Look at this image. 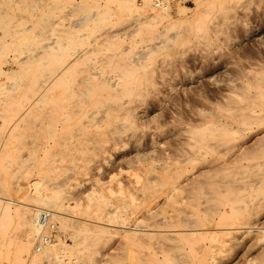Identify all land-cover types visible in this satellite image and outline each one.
Listing matches in <instances>:
<instances>
[{"label":"bare ground","instance_id":"obj_1","mask_svg":"<svg viewBox=\"0 0 264 264\" xmlns=\"http://www.w3.org/2000/svg\"><path fill=\"white\" fill-rule=\"evenodd\" d=\"M260 1L257 25L237 19L224 30L219 0H197L191 16L181 6L178 17L169 0H112L109 9L92 11L89 22L100 32L68 56L57 41L30 53L31 62L42 55L54 64L26 67L24 79L9 89L24 87L27 117L54 110L61 123L73 120L46 164L64 176L62 185L78 188L76 204L69 205L60 186L47 193L32 181L26 187L36 189L34 203L0 196V252L13 218L23 227L13 264H26L27 257V264H101L114 233L158 236L168 254L198 261H211L225 241L187 246L197 238L230 235L245 252L258 246L264 236V32L242 46L239 34L252 36L264 26ZM120 5L130 12L139 6L145 16L120 19L114 11ZM142 30L148 37L129 50L126 39ZM162 50L176 54L168 75L154 64ZM86 57L94 60L89 68L77 67ZM209 62L225 66L207 82L195 80ZM254 153L262 162L249 161ZM116 167L128 174L119 188L105 181ZM81 192L85 201L77 198ZM44 210L59 211L62 227L46 230L52 241L38 252ZM133 213L145 228L117 224ZM259 253L264 256V246Z\"/></svg>","mask_w":264,"mask_h":264},{"label":"rangeland","instance_id":"obj_2","mask_svg":"<svg viewBox=\"0 0 264 264\" xmlns=\"http://www.w3.org/2000/svg\"><path fill=\"white\" fill-rule=\"evenodd\" d=\"M169 1L172 4L171 13L174 17L180 15L181 6L190 7L184 8L181 14L191 16L192 9L197 4V0ZM219 1L224 4V7H218L217 11L220 28L226 30L228 24L234 23L237 19L243 25L255 26L259 23L253 13L263 4L260 0ZM109 3L114 5L112 0H0V196L34 203V198L37 196L35 188L47 190L49 193L50 188L60 186L69 198L67 200L69 205L75 206L76 199H72V192L78 188L62 185L66 182L64 176L58 171H52V166L46 164L48 159H52L54 148L62 146L63 143H58V140L69 137L68 132L71 130L73 120L64 119L61 123L59 119L61 113L54 110L45 111L46 116L49 117L44 116L40 111L35 112L32 117L25 116L22 110L24 102H21V98L24 97V87L20 85L16 90H10L9 87L24 79L22 74L27 73L26 67L37 68L44 64L48 66L54 64L51 57L43 59L42 55H36L33 62L28 59L29 54L42 44L48 41L62 43L64 57L79 47L83 41L89 42L92 33H99L101 29L100 25L89 22L92 11H105L109 9L106 5ZM136 9L130 12L120 5L114 11L120 19H134L138 16L143 18L145 15L142 14L141 8L137 6ZM4 27H12V29L8 30ZM147 37V31H137L127 38L125 43L131 45L129 50H134L135 44L144 41ZM169 51L162 50L154 58L156 68L161 72L166 70L164 73L167 75L173 68L171 62L176 56V54L170 55ZM42 61L45 63L43 64ZM92 62L94 60L86 57L77 67L88 69ZM148 65L151 67V62ZM14 71L17 74H13ZM37 74L35 70L31 73L34 78L38 76ZM249 161L254 164L262 162V158L254 153ZM123 169L125 168H113L105 181H109L113 188L124 186L128 174ZM260 169L262 168H256V170ZM251 170L252 168L248 169ZM31 181L35 184L34 189L26 187ZM114 190L116 191L114 195H120L118 189ZM76 195L78 199L85 201L82 192L81 195ZM261 213L263 216L264 207ZM138 215L139 213H133L129 215V220L117 224L122 227H132L131 231H139L140 228H145L146 222L141 225L135 224ZM77 216L82 219L89 217L83 214ZM140 218L143 219L145 216L141 215ZM253 219H257L255 215ZM22 230L23 227L18 220L13 218L9 225V235L5 239L7 244L0 252V264H13L14 244ZM120 230L124 229L120 228ZM121 234H113L107 244L108 257H104L101 264H183V262L184 264H264V256L259 253V248L264 246V236L261 240H257L259 245L253 247L250 252H245L241 246H233L230 235L219 236L221 238L218 240L210 237L197 238L187 246L210 245L216 244L219 240L225 241V245L218 251L216 248V256L211 261H198L196 258L189 260L179 258L174 251L168 254L165 252L167 249L163 248V239L158 236L150 238L139 232L123 239ZM130 253L129 260L127 254ZM27 262L28 257L26 264Z\"/></svg>","mask_w":264,"mask_h":264},{"label":"built area","instance_id":"obj_3","mask_svg":"<svg viewBox=\"0 0 264 264\" xmlns=\"http://www.w3.org/2000/svg\"><path fill=\"white\" fill-rule=\"evenodd\" d=\"M62 214L55 212L53 210H44L40 214V229H41V234L37 239L36 242V250L40 252L43 250L46 246L50 244L52 241L51 237L47 235L48 233L46 230L48 228H53V229H59L62 227ZM43 264H48L46 261H44Z\"/></svg>","mask_w":264,"mask_h":264},{"label":"snow or ice","instance_id":"obj_4","mask_svg":"<svg viewBox=\"0 0 264 264\" xmlns=\"http://www.w3.org/2000/svg\"><path fill=\"white\" fill-rule=\"evenodd\" d=\"M261 32H264V26H261L260 32H253L252 36H248L244 31H241L239 34V40H240V45L242 46L245 41H250L252 40L255 36H259ZM224 64L221 63L219 65H215L213 62H209L206 65H203L201 74L197 75L195 77V80H204L208 81V79L212 76H214L216 73L220 72L224 68ZM197 68H200L201 65H197ZM155 111V109H154ZM252 139H255V137H252Z\"/></svg>","mask_w":264,"mask_h":264},{"label":"clouds","instance_id":"obj_5","mask_svg":"<svg viewBox=\"0 0 264 264\" xmlns=\"http://www.w3.org/2000/svg\"><path fill=\"white\" fill-rule=\"evenodd\" d=\"M256 135L258 136V135H260V133H257Z\"/></svg>","mask_w":264,"mask_h":264}]
</instances>
